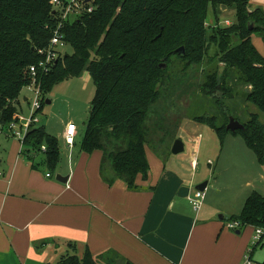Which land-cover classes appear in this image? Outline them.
Segmentation results:
<instances>
[{
  "label": "trees",
  "instance_id": "obj_1",
  "mask_svg": "<svg viewBox=\"0 0 264 264\" xmlns=\"http://www.w3.org/2000/svg\"><path fill=\"white\" fill-rule=\"evenodd\" d=\"M91 5L92 12L63 23L59 32L65 46L48 72L38 69L32 77L29 68L43 60L38 51L48 49L59 15L52 0H0L3 130L18 123L21 91L33 80L41 96L39 113L45 96L56 85L87 72L95 92L80 150L101 154L100 175L107 184L121 180L135 190L136 179L147 177L146 151L167 149L164 136L157 143L164 149L152 146L147 118L163 86L172 81V66L183 72L207 66L199 91L211 99L222 117L220 122L216 116L195 120L218 135L231 133L226 130L229 117L224 109V99L232 97L230 80L244 87L245 102L264 116V56L251 41L253 34L264 38V14L260 8L249 12V0H92ZM232 7L234 24L215 29L206 26L210 9ZM248 23L254 25L251 30ZM180 47L184 55L177 53ZM162 63L164 69L159 67ZM242 125V130L231 134L240 133L257 162L264 164V126L258 115L251 114ZM21 146L32 167L56 169L60 144L42 125L30 126ZM227 221L238 222L241 228L264 229V196L251 193L240 212ZM68 246L70 251L57 264H112L111 251L93 256L86 247Z\"/></svg>",
  "mask_w": 264,
  "mask_h": 264
},
{
  "label": "crops",
  "instance_id": "obj_2",
  "mask_svg": "<svg viewBox=\"0 0 264 264\" xmlns=\"http://www.w3.org/2000/svg\"><path fill=\"white\" fill-rule=\"evenodd\" d=\"M27 100L20 95L19 121ZM199 138L182 140L186 155L147 150V177L130 190L121 180L102 179L101 154L82 152V138L72 148L57 139L60 160L49 171L32 167L20 140L0 137V264H57L70 243L93 256L114 252L130 264H244L254 228L225 229L213 214L218 210L204 205L195 212L188 203L198 185L208 186L197 180ZM258 247L252 264H264L263 239Z\"/></svg>",
  "mask_w": 264,
  "mask_h": 264
},
{
  "label": "rangeland",
  "instance_id": "obj_3",
  "mask_svg": "<svg viewBox=\"0 0 264 264\" xmlns=\"http://www.w3.org/2000/svg\"><path fill=\"white\" fill-rule=\"evenodd\" d=\"M256 8H260L264 14V0H249V11ZM77 16H70L68 21H72ZM234 23L235 10L233 7L218 8L215 12L212 9L208 11L206 26L209 28H223ZM251 41L258 53L264 56L263 36L253 34ZM209 55H213L212 49ZM203 67L205 68L191 69L186 72L181 71L179 66L171 67L169 75L172 81L163 86L160 98L148 115L147 126L150 130L152 146L160 150L162 145L157 144L158 139L164 136L168 152H171L176 134H179L183 141L187 136L194 138L200 136L196 154L199 176L197 180L203 178L208 181L201 209L206 205L211 211L218 210L213 214L217 219H220L221 215L224 216L221 222L227 229L226 226L229 223L227 220L240 212L245 199L251 193L256 192L264 196V164L257 162L254 153L246 146L240 133L220 136L209 126L196 122L197 118L207 119L212 116H216L220 122L222 117L211 99L201 95L199 91L208 71L207 66ZM229 84L232 88V97L224 99L227 116L243 124L248 121L251 114H257L260 123L264 126V116L253 105L245 102L244 87L235 84L233 80H230ZM94 92V85L87 72L79 78H70L59 83L45 96L41 111L33 116L38 122H31L29 126L43 125L47 134L61 140L65 125L72 122L77 128L75 143L78 144L84 134ZM21 95H26L28 100L22 107L23 117L18 124L25 125V119L33 110V103L37 97L30 88H24ZM23 128L18 126L13 128V131L2 130L0 137L8 135L11 139L19 141L20 133L16 134L15 131ZM162 147L164 149V146ZM188 152L186 145L183 153L186 155ZM254 235L255 230L252 231V237ZM262 239L264 241V237ZM258 249L259 247L256 248ZM108 258L113 260L112 264H130L114 252L108 254Z\"/></svg>",
  "mask_w": 264,
  "mask_h": 264
},
{
  "label": "built area",
  "instance_id": "obj_4",
  "mask_svg": "<svg viewBox=\"0 0 264 264\" xmlns=\"http://www.w3.org/2000/svg\"><path fill=\"white\" fill-rule=\"evenodd\" d=\"M91 4H92V0H90L89 2H86V0H69V1L52 0L53 9L55 10V12L58 13L60 22L57 29L53 32L48 49H43L38 51V53L43 56V60L38 63L37 67L31 66L29 68V72L32 77H35L38 69H41L43 73L48 72L52 63L58 57V53L65 46L63 41V36L59 32V29L62 27L63 23H66L69 20L70 16L76 17L77 15L79 16L84 12L86 13L92 12L93 7ZM27 88L33 90L34 94L37 97L33 103V110L30 112L29 116L27 117L28 119L27 118L25 119L26 122L25 125L24 124L19 125L18 123H16V124H11L10 127L8 128L9 131H13V128H17L18 126L20 128L21 126L22 128L24 127L20 131L19 130L15 131L16 134L20 133L21 144L25 134L27 133L30 127L29 124L31 122H38L37 119L33 116L34 115L36 116L38 114L41 103V96L39 93V89L35 86L34 80L32 81L31 85ZM2 130L3 129L0 127V132ZM76 135H77V128L74 125V123L72 122L67 123L64 127V132L62 136L63 144L67 148H72L75 144ZM41 150L44 151L45 147L42 146ZM46 176L49 177V175ZM204 199H205V190L202 192L195 190L192 193V195L188 197L187 200L190 206L192 207V209L195 212H198L202 208ZM226 227L228 230H237L240 229V224L238 222H229ZM263 237H264V229L261 228L255 229V235L252 239L251 247L248 250V253H246V255L244 256V264H252L250 260V252L251 250L255 249L260 245Z\"/></svg>",
  "mask_w": 264,
  "mask_h": 264
},
{
  "label": "water",
  "instance_id": "obj_5",
  "mask_svg": "<svg viewBox=\"0 0 264 264\" xmlns=\"http://www.w3.org/2000/svg\"><path fill=\"white\" fill-rule=\"evenodd\" d=\"M89 1L90 0H86V2H89ZM249 12H251V11H249ZM251 28H252V24L248 23V29L251 30ZM176 51L178 54L184 55V48L183 47L178 48ZM159 67H160V69H164L165 64L162 63L159 65ZM46 103H49V101H46ZM243 128H244V126L241 123H239L238 121H236L232 117L229 118L228 124L226 126L227 131L234 133L236 131L242 130ZM183 151H184V147H183L182 141L180 139H176L173 143L172 148H171V153L173 155H178V154L182 153ZM56 180L58 182H61V183H66L67 178L64 177L62 179V177L60 175H57ZM205 188H206V183H203V184L198 185L195 190L202 192L205 190ZM219 218L222 219L223 216L221 215V216H219ZM237 233H238V231H237Z\"/></svg>",
  "mask_w": 264,
  "mask_h": 264
}]
</instances>
